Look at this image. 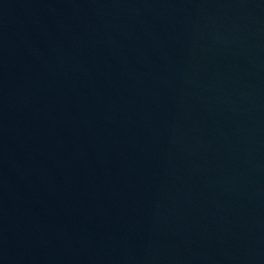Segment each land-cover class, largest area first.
Returning <instances> with one entry per match:
<instances>
[{
	"label": "water",
	"instance_id": "1",
	"mask_svg": "<svg viewBox=\"0 0 264 264\" xmlns=\"http://www.w3.org/2000/svg\"><path fill=\"white\" fill-rule=\"evenodd\" d=\"M0 264H264V0H0Z\"/></svg>",
	"mask_w": 264,
	"mask_h": 264
}]
</instances>
